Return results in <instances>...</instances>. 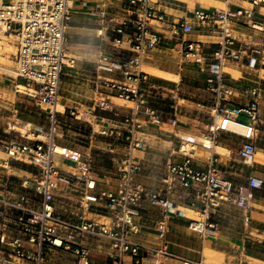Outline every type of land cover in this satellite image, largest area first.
<instances>
[{
	"label": "built area",
	"instance_id": "1",
	"mask_svg": "<svg viewBox=\"0 0 264 264\" xmlns=\"http://www.w3.org/2000/svg\"><path fill=\"white\" fill-rule=\"evenodd\" d=\"M80 0H0V35L15 37L16 93L24 94L37 106L47 105L50 126L47 142L35 145L10 143L8 153L21 158L38 170L32 177L23 179L20 191L12 196H0V264H45L47 253L69 251L78 264H89L90 251L73 242L75 234H86L108 242L113 250V263L122 264L124 256H130L134 264H167L177 259L168 251L166 242L169 221L173 216L184 217L183 207L197 211L200 220L191 222L193 231L199 232L203 242L219 232V213L224 205H231L247 215L251 209L253 191L262 189L261 178L250 175L244 188L226 179L218 168L217 157L209 158L205 169L199 167L193 156L197 143L193 139H181L180 146L161 176L162 190L152 191L136 181L143 171L135 152L145 147L138 134L147 125L161 121L160 111L152 105L159 98V88L149 83V75L142 67L147 57L165 41L175 40L177 54L187 62L196 64L201 73H208L207 90L215 95L214 111L227 120L244 119L256 124L260 121V90L252 89L249 101L236 107H225L230 92L224 86V67L229 63L256 69L264 66V38L250 36L247 42L235 36L238 26L262 31V25L254 21L256 9L264 7V0H241L248 7L227 9H195L186 17L175 18L151 5V0H113L134 18L118 21L101 12L98 15L97 36L109 40L111 52L102 50L96 62L97 73H117L120 79L97 76L94 91L99 100L97 107L111 110L110 98L115 97L132 104L125 118L126 131L110 129L109 136L122 137L124 155L118 170L117 191L97 190L96 181L89 177L90 167L83 162L80 153L74 157L60 155L65 160L81 165L79 174L73 175L84 182L82 206L86 210L102 211L111 218V224L83 220L74 223L56 212L54 192L61 187H72L74 181L55 166L57 107L60 102L61 78L66 67L74 66L75 59L67 55V36L74 6ZM109 22L111 25H109ZM164 29L166 34L155 28ZM198 29L201 34L213 38L208 43L192 40ZM176 125L178 105L172 106ZM15 113H18L15 110ZM72 114H74L72 112ZM214 133V129L211 130ZM216 136L213 134V140ZM210 143V142H209ZM210 150L211 145L202 144ZM113 149L110 147L109 152ZM240 157L251 165L256 156L254 143H244ZM7 186L14 187L11 182ZM159 208L160 219L156 223V246H141L130 240L140 232L136 219L141 216V202ZM183 264H196L184 262Z\"/></svg>",
	"mask_w": 264,
	"mask_h": 264
},
{
	"label": "crops",
	"instance_id": "2",
	"mask_svg": "<svg viewBox=\"0 0 264 264\" xmlns=\"http://www.w3.org/2000/svg\"><path fill=\"white\" fill-rule=\"evenodd\" d=\"M151 1L152 7L175 18L186 17L195 9L230 8L235 10L238 7H248V4L241 0ZM103 11L107 17H114L118 21L134 18L131 13L122 9L113 0H80L74 6L68 28L67 55L75 59V63L74 66L64 69L61 78L59 105L63 107V111H58L61 114L77 110L84 111L87 114L86 117H88V111L97 106L99 100L94 91L97 76L105 79H120L117 73L96 72V62L101 55V51L104 50L110 53L112 50L109 40L102 41L97 36L99 30L98 15ZM254 21L261 24L263 30L255 31L244 26H238L234 34L239 41L247 42L250 40L251 35L256 38H264V7L256 9ZM109 25H111L110 22ZM155 28L164 32L166 38H170V34L164 29L159 28L157 25H155ZM190 38L206 42L208 46H210L209 43L213 42V38L201 34L198 29ZM174 43L175 40L172 42L165 41L144 61L146 65L179 76V82H175L148 74L149 83L159 88L158 94L161 97L168 95V93L171 94L172 99L175 100L174 104L178 105V112L175 126L171 124L174 119L172 114L170 119H161L157 124L147 125L138 134L144 140L145 147L134 154L143 165V171L136 177V181L149 190H162L164 186L160 179L167 170V164L174 159L175 161L181 160L180 156L172 157V153L178 149L181 139H193L197 143L193 156L199 167L205 169L209 158L217 157L218 168L224 173L226 179L235 184L246 188L250 175L257 176L264 182V66L251 69L237 63L227 64L229 72H224V86L230 92V95L222 104L225 107L244 105L250 99V91L258 88L260 90V121L253 124L244 119H235L225 121L219 127L217 126L219 116L214 111V94L209 95L207 103L201 105L194 102H190V105H180L176 102V98H179V94L184 87L183 77H186L187 71L185 69H188V66H184L186 61L177 54ZM209 77L208 73L201 76L205 81L204 85H206V80ZM119 100L115 97L110 98V111L114 109L120 111L121 114H125L123 115L124 119L110 120L103 118V125L95 124L97 130L109 131L110 129H116L122 132L126 131L124 121L130 114L131 107L128 105L129 102L124 101V104H120ZM2 103L1 101V107H3ZM4 105L8 107L3 108L10 111L13 116L8 119V122L0 118V126L7 124L9 129H5V132H9L11 130L10 126L17 116V113H15L17 109L15 104L4 103ZM23 127L27 128V133L24 136L21 133L20 137L3 136V138H0V196L17 194L20 191V182L34 175L31 169L21 163L23 159L19 157L12 158L8 153L10 143L35 145L37 142H45L42 140L45 139L44 135L39 134L42 130L34 123L23 124L21 128ZM212 129H214V133L211 132ZM213 134L216 136L214 140ZM205 141L210 142L212 146L210 150L203 148L202 144ZM248 142L254 143L256 147L255 160L251 165H246L239 154L243 144ZM95 146L94 142L91 141L88 153H85L79 146L66 145L63 147L73 153L82 155L83 163L90 167L89 177L96 181L97 190L117 191L119 179L115 177L114 173L106 167L92 168L91 161L86 159L91 157L92 148ZM111 146V144H103L99 147H102L105 152H109ZM95 155L93 153V156ZM55 166L74 181L72 187H61L56 190L60 193L59 195L68 200L71 198L72 193L79 196L80 209L78 213L74 218L69 216L63 218L74 223L88 220L111 224V218L105 212L83 209L81 200L84 182L73 177V175L79 174L81 165L59 156L55 159ZM7 181L11 182L14 187L7 186ZM54 205L59 215L56 198ZM140 206L141 216L135 220L140 225V232L137 235H132L130 240L141 246H156L159 241L156 237L155 226L161 216L160 210L152 206L148 200L142 201ZM183 209L184 217L173 216L169 221L170 230L166 242L168 243V251L175 255L177 259H168L167 264H183L184 262L196 264H264V186L262 189L253 191L251 209L247 215L232 216L226 212L228 205H224L219 213V219H217L218 224L223 223L222 225L219 224V232L214 234L210 231L212 237L205 242H203L201 234L193 231L190 227L191 222L195 219L188 217V213L192 212L199 217L197 211L186 206ZM228 222H231L233 227L230 225L225 226V224L228 225ZM73 242L90 251L89 264L113 263L114 252L108 242L82 233L75 234ZM72 258L73 255L69 251L51 252L47 253L45 264H65V261H68L66 264H78V259L75 257L74 261H71ZM144 263L154 264L151 259H145ZM122 264H134V261L130 256H124Z\"/></svg>",
	"mask_w": 264,
	"mask_h": 264
},
{
	"label": "rangeland",
	"instance_id": "3",
	"mask_svg": "<svg viewBox=\"0 0 264 264\" xmlns=\"http://www.w3.org/2000/svg\"><path fill=\"white\" fill-rule=\"evenodd\" d=\"M7 1L11 2V0ZM16 52L17 49L15 45V37L8 39L0 35V61L2 60L0 62V102H3V107H8L4 105V103L15 104L18 111L16 118H14V123H12L10 126L11 130H9V132H5V129H9L7 124L5 126H0V138H3V136L20 137L21 133L24 136L27 133V128H21V126L23 124L32 122L35 126L39 127L42 132H44H40L39 134L44 135L45 139L42 140L47 142L48 140L46 133L48 132L50 126L49 116L47 114L48 106L44 104L37 106L34 101L30 100L24 94L25 91L23 88H20L22 92L21 94L16 93V84H23V81L15 79ZM184 66H188V69H185L187 72L185 74L186 77H183L184 87L179 94V98H176V102H178L180 105H190V102L200 105L207 103L209 99L208 96L213 95V93L207 90V84L204 85L205 81L201 78L204 73H201L198 66L191 62L186 61ZM2 69H4V71ZM223 71L229 72L227 65L224 67ZM9 72L12 73L10 74ZM174 101L175 100L172 99L171 94L168 93V95L164 97L160 96L159 98L153 99L152 105L160 111L161 119H170L171 115L173 114L172 106L175 103ZM119 103L124 104L125 102L119 100ZM128 105L129 107H132L131 103ZM3 107L0 106V118H3L8 122V119L12 118L13 115L10 113V111ZM72 112L74 114H72ZM88 112V117H86L87 114L84 113V111L71 110L63 114L60 113L57 117L58 125L56 130V143L62 146H79L85 151V153H88L89 148L91 147V141H93L94 145L96 146L92 148L91 157L86 158L91 161V167L96 169L106 167L111 170L118 179V170L123 158L122 150L125 148V142L121 136H109L110 130H97V126H95V124L103 125V118L110 120H121L124 119L123 115L125 114H121L120 111H116L115 109L113 111H102L97 106H94V108ZM18 123L19 125H17ZM103 144H111V147L114 151L105 152L102 148L103 146L99 147ZM178 146H180V144H178ZM93 153L96 155L93 156ZM21 163L28 169H31L34 174L38 173V170L34 168L33 165L29 164V162L22 160ZM54 194L56 195L55 198L56 204L58 205L59 215L62 217L69 216L70 218H74L80 209L78 203L79 196L72 193L70 195L71 198L68 200L60 196V193L57 191H55ZM226 212L232 216L243 214L240 210L231 205H228V210ZM188 217L195 219V221L200 220V217L194 215L192 212L188 213ZM219 224L222 225L223 223L220 222ZM227 224L228 225L225 224V226L230 225L233 227L231 222H228ZM71 255L73 254L71 253ZM74 258L75 257L73 256V260L71 259V261H74ZM64 263L66 264L68 261H65Z\"/></svg>",
	"mask_w": 264,
	"mask_h": 264
},
{
	"label": "bare ground",
	"instance_id": "4",
	"mask_svg": "<svg viewBox=\"0 0 264 264\" xmlns=\"http://www.w3.org/2000/svg\"><path fill=\"white\" fill-rule=\"evenodd\" d=\"M185 1V0H184ZM188 1V0H187ZM4 37V36H3ZM13 36H5V38H12ZM2 61V60H1ZM0 61V62H1ZM2 66V65H1ZM142 69L147 72L148 74L150 75H156V76H159V77H163L164 79H168V80H171V81H175V82H179L180 78L178 75H175V74H171V73H168V72H164V71H161L157 68H154L152 66H149V65H146L144 64ZM4 71V69H2ZM229 70V69H228ZM231 70V69H230ZM1 71V70H0ZM235 72V71H234ZM6 73V72H5ZM10 73V72H9ZM12 73V72H11ZM10 73V74H11ZM22 89V88H21ZM59 107V108H58ZM58 107H57V110L58 111H63V107L61 105L58 104ZM225 121H231V120H227V119H224L222 117H219L218 119V123H217V126L221 127L222 126V123L225 122ZM189 140V139H187ZM204 142V141H203ZM206 144L210 145V143L208 141H205ZM204 143V144H205ZM54 149H55V159H57L60 155H67V156H71V157H74L75 156V153L67 150L65 147L57 144L55 142L54 144ZM217 253V252H216ZM218 255V254H217ZM214 262V261H213ZM212 262V263H213Z\"/></svg>",
	"mask_w": 264,
	"mask_h": 264
}]
</instances>
